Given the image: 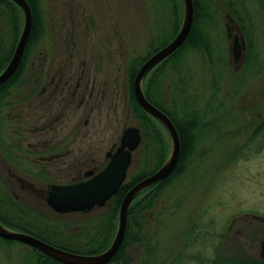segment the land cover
<instances>
[{
    "label": "rangeland",
    "instance_id": "1",
    "mask_svg": "<svg viewBox=\"0 0 264 264\" xmlns=\"http://www.w3.org/2000/svg\"><path fill=\"white\" fill-rule=\"evenodd\" d=\"M180 2L184 10V0ZM201 4L198 27L204 41L159 62L160 91L154 92L157 101L183 123L189 145L191 129L186 125L193 121L192 151L148 211L142 238L114 264H264L260 252L264 238V0H201ZM38 6L44 23L41 37L0 110V214L10 225L28 232L51 237L55 230L80 232L78 241L84 244L91 241L98 218L107 215L109 205L58 212L39 189L45 192L51 182L70 181L79 169L83 173L97 163L101 168L126 127L142 130L131 103L130 66L176 35L174 17L169 0H40ZM23 24L24 14L14 31L0 13V57L10 52L0 71L13 55ZM235 33L241 34L243 58L234 54ZM62 70L65 76L71 75V84L81 81L86 94L82 104L80 97L70 102L71 95L58 98L52 120L59 121L60 132L54 141L65 138L63 149L73 151L50 160V149L35 150L40 138L52 143L50 128L42 127L43 113L50 107L36 108L25 95L35 80L46 83ZM161 125L167 149L159 157L153 151L156 145L146 147L142 140L133 151L125 182L140 171L159 168L168 158L172 139ZM162 156L165 159L159 164ZM70 162L75 172L54 171ZM106 226L108 241L94 253L111 244L118 217L112 227ZM103 240L93 241L92 248ZM35 248L0 237V264H34Z\"/></svg>",
    "mask_w": 264,
    "mask_h": 264
},
{
    "label": "water",
    "instance_id": "2",
    "mask_svg": "<svg viewBox=\"0 0 264 264\" xmlns=\"http://www.w3.org/2000/svg\"><path fill=\"white\" fill-rule=\"evenodd\" d=\"M23 10L24 24L11 59L0 72V84L6 81L18 68L33 26V10L28 0H14ZM194 0H184V17L176 35L166 44L149 55L140 65L135 79L134 92L138 102L157 118L168 130L172 148L168 158L155 171L134 183L123 196L119 208L118 226L111 244L100 252H79L51 243L31 232L14 229L0 220V236L24 241L42 252L68 264H103L109 261L123 242L128 220L129 206L144 189L165 179L176 167L181 153V137L176 123L162 108L154 104L146 95L143 81L151 69L177 49L188 36L194 21ZM239 43L234 42V54H239ZM139 126H128L121 136V143L111 153L107 165L90 177L71 183H54L48 191L47 202L57 211L88 210L95 205H104L115 195L124 183L132 162V152L142 141ZM91 174V171L86 173ZM261 255L264 257V238L261 240Z\"/></svg>",
    "mask_w": 264,
    "mask_h": 264
},
{
    "label": "trees",
    "instance_id": "3",
    "mask_svg": "<svg viewBox=\"0 0 264 264\" xmlns=\"http://www.w3.org/2000/svg\"><path fill=\"white\" fill-rule=\"evenodd\" d=\"M28 1L33 10V26L31 30V34L27 42L21 63L19 64L18 68L6 81L0 84V110H1V106L4 104V98L9 93L11 86L14 85L19 80V78L22 76L24 69H25L26 61H27L26 58L28 57L29 52L31 48L33 47V45L41 37L42 31H43L44 23H43V19H42L39 6H38L40 0H28ZM169 1L171 4L172 14L174 17V32L173 33L176 34V32L178 31V28L180 27L179 24H181V21L184 15L183 13L184 10L182 7L183 4H181L180 0H169ZM194 5H195L194 23L192 25L190 33L188 34L183 44L163 61L166 62L172 58H175L181 53V51L184 48L191 47L194 44L202 43L204 41L203 35L198 27L199 17L201 15V9H202L201 0H194ZM0 13H4V17H6L9 23L13 26L14 31H17L19 24H20V20H21V15L23 16V11L21 7L19 6V4L14 0H0ZM169 40L171 39H165L163 44H166ZM160 47L161 45L154 48L143 58L135 59L130 66L131 103L133 106L132 107L133 113L141 121V128L143 130L144 137H145L144 139L145 146L150 147L153 144L156 145L153 151L154 152L157 151L159 153V157H160V152H162L163 149L165 150V148L167 149L166 138L164 137L162 133V129H161V126H162L161 122L157 118H155L152 114H150L147 110H145L143 106L138 102L136 95L134 93L133 82H134V78L136 76V73L141 63L153 51H156ZM9 57H10V52L3 54L0 57V68L5 64V62L9 59ZM160 69H161V64L159 63L153 69L154 70L153 72L155 74H153V76L151 77V80L147 81L144 88H145V92L147 96L149 97V99L152 102H154L157 106L161 107L164 111H166L176 123L180 136H181V144H182L180 159H179V162L176 168L168 177L146 188L143 192L137 195L136 198L133 200V202L130 204L127 229L125 232L123 242L119 250L115 254V256L112 258V260L106 263H103V264H114L116 260H118L121 256L124 255L126 249H128L131 245H133V243H135L136 240H139L142 238L140 234L142 231L143 222H146L148 219V211L152 210L155 207L156 202L159 199L160 195L162 194L163 188L165 187L166 183L178 171L181 170V167L185 161L184 157L186 153L189 150L190 152L192 151V147H193L192 139L194 138V135L193 137H191L192 132H193V124H192L193 121H189L188 124L186 125V126H189V128L191 129L188 134L189 140L191 138V143L189 145L186 140L187 133L185 131L186 128L184 127L183 123L177 120L173 112L168 110L161 102L157 101V99L154 97L155 93H158V91H160L159 90L160 80H159V77H157L159 75L158 71H160ZM146 77H145V80H146ZM158 145H160L161 150H158ZM164 159H163V156L160 159L158 158L159 160L158 163L160 164V162L163 161ZM155 169L156 167L148 171H144V172L140 171L139 175L133 176L132 178H130L129 181L123 183L119 191L112 197V199L109 200L110 202L107 203L109 205L108 208H110V211L107 212V215H105L103 218L101 219L98 218L96 232L92 234L93 237L91 236L92 237L91 241L86 242V243L84 242V244H81L78 241L81 236L80 232H74L72 230H70L69 233L67 232L64 233V232L55 230L54 233L50 232L52 237L48 235H44L36 231H33V230L31 232H34L35 234L41 236L42 238L49 240L51 242H54L62 247H65L71 250H76L79 252H95V251H98L99 249H103V246H105V244L107 243L109 235H110L108 234V231H107L108 227L106 225L107 223L110 224V227L114 225L115 219L116 217H118V211H119L123 196L134 183H136L138 180L148 175L149 173L153 172ZM17 224L19 225V227H23L19 223ZM56 237H58L60 240L57 239ZM100 238L104 240L100 242V245L98 247H96L95 249L92 248V245L94 244V242L95 241L98 242ZM35 255H36V262H34V264H65L37 249H36ZM250 264H262V263L254 262Z\"/></svg>",
    "mask_w": 264,
    "mask_h": 264
},
{
    "label": "flooded vegetation",
    "instance_id": "4",
    "mask_svg": "<svg viewBox=\"0 0 264 264\" xmlns=\"http://www.w3.org/2000/svg\"><path fill=\"white\" fill-rule=\"evenodd\" d=\"M232 20H233V18H231V21ZM230 29H232V28H230ZM240 36H241V34L235 33L234 34V42H236V39H237V41L239 43V47H240L238 56H240V54H241V58H243L244 51L242 50L241 39L239 38ZM233 50H234V43H233ZM238 56H236V57H238ZM64 72H65V70H62V73L59 77H57L56 74H53L51 80L46 82V83L43 80L36 77V79L38 78L37 81L36 80L34 81V84L31 87V90L29 91L28 94L25 95L28 98L27 103L34 104V106L36 108H43V107H45L46 104H48L50 107V108L45 109L47 111H45L43 113V116L45 117L46 120H45V125L42 127H43V129L46 127L50 128L51 136H52V143L49 144V142L47 140L40 138L38 140L39 143H37L36 147H35L36 151H47L48 149H50L52 152L50 155L47 156V158L50 160L59 159V158L63 157L65 155V153L70 154L71 151H73V149H71V148L63 149L64 146L67 145V141L65 138L64 139H58L57 141H54L56 136H58V134L60 132L59 121L52 120V115L54 116L53 112L55 111V106L58 102L57 101L58 98H60V97L63 98V97L71 95L70 98L69 97L67 98L68 101L70 102V101L75 100L77 97H80L79 103L82 104V102L85 100V94H86L85 93L86 90H83V91L81 90L82 82L81 81L76 82L75 85L71 84V75L65 76ZM39 85H41V88H39ZM62 101H64V100H62ZM34 106H32V107H34ZM32 121L33 120H30L29 123H31ZM33 123H35V122H33ZM62 125L64 126V122H62ZM65 125H66V123H65ZM34 130L35 129H31V132H33ZM142 136H143L142 140H144V133L143 132H142ZM120 143H121V137H120L119 141L115 142L112 145V148L109 151L111 153H113L118 148ZM108 152L106 154L107 158H108L107 162L101 168H99V163H97L93 167L85 170L83 173H82V169H79L77 171V173L73 175L72 180L67 181V182H63V183H71V182L81 181V180H84V179L90 177L91 175L99 172L102 168H104L107 165V163L109 162V160L111 158V155L108 154ZM132 156H133V152H132ZM43 157H45V156H42V158ZM74 166H75V164H72V162H70L69 164L65 165V167H63V166L55 167L54 171L57 170V172H63V173L64 172H70L75 168ZM74 170H73V172H75ZM88 171H91V174L87 175L86 173ZM13 175L19 176V174H15V173H13ZM54 183H56V182L49 183V185H48L49 189L47 188L48 190H46L45 192L42 188H40L39 191H41L42 194H45V196L47 197L48 191L50 189H52V185ZM28 184L32 189L36 188L33 186L32 183L28 182ZM0 220L5 225H7L11 228H14V229H18L17 227H14V226L10 225L8 222H6V220L4 219L2 214H0ZM260 257H261V255H260ZM261 258H263V260H264V257H261Z\"/></svg>",
    "mask_w": 264,
    "mask_h": 264
}]
</instances>
